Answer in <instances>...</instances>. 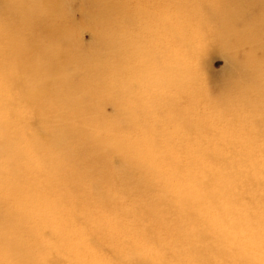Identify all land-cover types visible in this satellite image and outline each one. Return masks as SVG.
<instances>
[{"label":"bare ground","instance_id":"6f19581e","mask_svg":"<svg viewBox=\"0 0 264 264\" xmlns=\"http://www.w3.org/2000/svg\"><path fill=\"white\" fill-rule=\"evenodd\" d=\"M0 1L3 3V7L0 6V264H37L36 222L48 225V229L51 224L55 225L54 217L58 220V214L62 218L65 215L50 209L54 194L70 184L68 182L74 185L88 182L90 176L96 174L103 178L113 177L120 189L138 186L139 190L141 187L149 190L152 186H160L169 190L172 215L179 220V227L188 223L194 239L205 235L208 244L203 251L209 257L208 264H259L260 260L249 252L257 250V246L236 244L232 228L224 229L219 217L224 213L215 202L220 199L227 208L239 202L240 196L234 192L239 178L237 171L236 174H224L220 169L199 172L203 162L217 156L191 147L189 152L186 151L184 161L171 160L170 171L162 169V156L156 147L166 139L158 127L162 125V117L156 128L155 122L147 117L150 113L145 105L148 103L155 110L162 107L167 100L162 97V89L167 85L171 70L169 64H162V53L160 56L151 54L150 46L144 48V45L124 38L128 29L118 27L116 35L111 23L115 1L88 0L92 10L86 16L85 26L94 32L95 39L85 50L87 54L80 50L75 39L78 27L70 21L63 0ZM216 1L217 5L213 7L223 6L229 10L217 18L218 26L225 29V32L219 30L220 45L228 47L227 50L238 47L245 53V60L238 67L243 83L230 82V86L223 82L222 90L211 93L214 97L210 99L206 97L207 93L192 92L185 89V84L175 81L177 95L183 96L191 105L202 99L210 110L217 111L198 115L191 114L188 108L184 111L196 117L194 123L171 118L172 121L166 120L170 123L165 124L176 132L205 134L204 131L209 132L208 128L218 123L224 125V135H236V144L240 139H247V144L240 141L238 152H233L230 159L219 157L223 166L235 169L232 164L239 156L241 164L254 161L252 147L255 140L252 137L259 138L262 134L260 130L255 135L247 134L235 123H243L239 117L249 113L254 127L256 123L264 125V105L260 106L264 103V0ZM2 17L12 21L9 28ZM134 21L130 18L123 26H146L142 21ZM145 30L149 35H155L154 30ZM159 31L162 34V21ZM224 36L235 37L231 46L222 42L220 38ZM60 38L66 41L63 49L57 45ZM123 61L124 66H116L115 62ZM185 62L186 59L182 61ZM70 68L78 73V83L68 73ZM187 70L190 69L182 68L183 73ZM177 73V76L182 75ZM124 75L131 84L123 82V78L118 79ZM10 80H17L15 83L20 87L16 91L25 109L23 115L7 103L11 98L7 91ZM152 87L159 93L144 96ZM146 97H149L147 101ZM107 103L117 108V117L133 123L128 136L139 131L142 134L140 140L129 144L118 120L117 123L108 122L98 115L100 106ZM179 113L184 114L183 111ZM211 123L214 124L210 126ZM261 125L259 127L264 129ZM176 136L180 137L179 134ZM177 144L172 151H181ZM258 165L255 175L263 168L260 162ZM27 173L32 175V183L25 181ZM261 176H247L243 184L263 182L264 175ZM181 179H188L189 187L181 185ZM97 184L89 183L96 188ZM106 187L110 191L111 184ZM108 195L117 199L122 194L109 192ZM261 229L264 234V222ZM245 231L252 235L247 228ZM40 239L46 243L44 235ZM203 251L198 253L199 262ZM219 256L224 258L223 262L219 261ZM40 259V264H47L42 254Z\"/></svg>","mask_w":264,"mask_h":264},{"label":"rangeland","instance_id":"374dc122","mask_svg":"<svg viewBox=\"0 0 264 264\" xmlns=\"http://www.w3.org/2000/svg\"><path fill=\"white\" fill-rule=\"evenodd\" d=\"M63 1L69 12L70 21L78 27L75 39L81 47L80 50L87 54V49L95 39L94 32L85 26L86 16L92 7L88 0ZM114 1L111 23L114 25L113 30L115 29L116 35L119 33L118 27L122 26L125 30L128 29V34L124 38L130 39L132 43L144 45V48L150 46L151 54L156 53L157 56H160L162 53V64H169L167 66L171 70L167 85L162 89V97L167 99L164 104L162 103V107H157L155 110L150 107V104L146 103L145 105V108H149L150 113L147 117L155 122L156 128L162 117V125L158 127L161 135L166 136V139L164 142L160 141L156 146L158 153L162 156L160 159L162 169L169 172L171 160L184 161L186 151L189 152L191 147L198 151L211 152L217 156L203 162L199 172L220 169L224 174H236L237 171L239 178L236 180L237 186L234 192L240 196L239 202L235 206L227 208L228 205L217 197L216 205L220 206L224 213L219 217L224 229L232 228L236 244L243 245L245 243L253 247V243L257 246V250H248L255 259L261 260L262 252H264V234L261 229V224L264 222V203H262L264 179L263 182L259 180L258 183L254 181L255 183L246 182L243 184V180L247 176L261 178V175H264V129L259 127L261 123H256L257 126L254 127L253 119L250 120L249 113L239 117L243 123H235L238 128L242 129L240 131L247 134L255 135L258 130L262 132L261 137H252L255 140L252 147L254 161L241 164L239 156L232 164L235 165V169L223 166L219 157L230 159L233 157V152H238L241 142L247 144V139H240L239 144H236L238 142L235 140L236 135L231 134L232 136L227 137L223 132L224 125L218 123H211L210 126L214 124L213 127L208 128L210 131L207 133L204 131L205 134L180 133L165 124L170 123L166 120L172 121L171 118L173 121L183 119L187 123H194L196 117L189 116V112L185 113L188 108L191 114L198 113V115L217 111L210 110V107L202 99L191 105L183 96L175 93V81L181 82L183 86L185 84V89L192 92L207 93L206 97L210 99L214 97L211 93L222 90L223 82H228L229 85L230 82L243 83L240 81L242 75H240L238 67L243 64L245 53L241 51L237 55L233 50L234 47L227 50L228 47H222L219 42V30L225 32V29L218 26L217 18L223 17L229 10L227 11V8H223V6L213 7V5H217L216 0ZM0 6L3 7L1 1ZM130 18L135 19L134 23L142 21L146 23V26L144 24L133 27L123 26V23H127ZM2 20H6L5 25H8L9 28V22L12 23V21L3 17ZM161 21L162 34L159 31ZM146 28L154 30L155 35H149ZM129 34L131 35L129 36ZM151 36L154 37L150 41ZM64 40L63 38L57 40L58 47L65 48L66 41ZM185 59L187 62L182 63ZM115 63L116 66L126 64L124 61ZM181 67L190 70L183 73L184 70L182 71ZM177 71L182 75L177 76ZM4 73L8 74L6 70ZM68 73L74 76L77 79L75 83H78V73L72 68L68 70ZM126 76L118 79L123 78V82L131 84ZM190 78L192 81L195 78L196 81L192 82ZM16 81L8 82L7 91L11 98L7 103L10 108L18 110L19 115H23L25 109L19 101L16 90H20V87L17 86ZM25 86L27 88L28 85ZM23 88L25 87L23 86ZM228 88L233 89V87ZM158 93L156 87H152L143 95L152 94L151 97ZM147 98L149 97H146V101ZM127 99H130V96H127ZM263 105L264 103L260 106ZM180 111H183L184 114L179 113ZM98 115L108 119V122L117 123L118 120L120 123L117 124L121 125L122 134L125 136H128V132L133 128L131 121L125 122L124 119L117 117V108L112 104L107 103L100 106ZM177 134L180 137L176 136ZM141 135V132L135 131L126 140L130 144L131 141L140 140ZM179 138L181 139L178 141ZM155 139L157 138L155 137ZM176 143L181 151H172L173 147L176 148ZM165 156L168 159H165ZM94 158L92 161H95ZM258 162L262 164L263 168L258 175H255V171L259 168ZM25 181L32 183V175L27 173ZM106 181L107 183H104ZM137 181H134V184L138 185ZM91 182H97V188L91 187L89 185ZM68 183L70 184L60 188L54 194L49 204L53 211L64 212V218L58 214V220H56L57 217L53 219V222L57 224H51L48 229H46L48 225L42 226L40 221L35 224V255L39 256L37 264L41 263V254L44 261L46 258L47 264H114L116 261H119L120 264H163L165 262L179 264L180 260L181 264L208 262L209 257H206L205 251H203L206 250L208 244L205 235L200 239H194L188 223L184 222L179 227V220L172 215L174 213L173 202L170 199L172 193L169 190L162 189L160 186H152L149 190H144L143 187L139 190L138 186H133L135 189H120V184L115 185L113 177L103 178L97 174L95 177L90 176L88 182L82 181L76 185L73 182ZM108 184L114 187H110V191L106 187ZM180 184L186 186L185 188L189 187L188 179H181ZM109 192H119L122 195L116 199L109 196ZM198 192L205 193L206 191L198 190ZM128 193L130 194L127 195ZM211 216L215 217L216 215L212 214ZM246 228L252 232V235L246 233ZM253 234L255 237H252ZM41 235H44L46 243L43 240L41 242ZM201 251H203L202 260L199 262L198 253ZM219 257V261L223 262L224 258Z\"/></svg>","mask_w":264,"mask_h":264},{"label":"snow or ice","instance_id":"6c2138e0","mask_svg":"<svg viewBox=\"0 0 264 264\" xmlns=\"http://www.w3.org/2000/svg\"><path fill=\"white\" fill-rule=\"evenodd\" d=\"M222 40V42L226 45V46H231V42L235 39V37L232 36H224L220 38ZM237 55H239L241 53V49L240 48H234L233 49ZM114 264H120L119 261L114 262ZM201 264H208V262H201ZM259 264H264V252H262V258L259 262Z\"/></svg>","mask_w":264,"mask_h":264}]
</instances>
